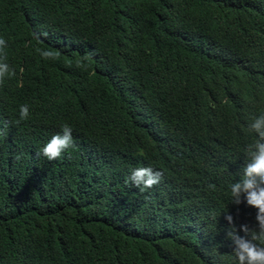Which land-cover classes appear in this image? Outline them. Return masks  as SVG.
Segmentation results:
<instances>
[{
  "label": "trees",
  "instance_id": "16d2710c",
  "mask_svg": "<svg viewBox=\"0 0 264 264\" xmlns=\"http://www.w3.org/2000/svg\"><path fill=\"white\" fill-rule=\"evenodd\" d=\"M0 37V264H238L264 0H0ZM65 124L75 146L37 156ZM140 167L161 181L142 191Z\"/></svg>",
  "mask_w": 264,
  "mask_h": 264
},
{
  "label": "clouds",
  "instance_id": "9594fccd",
  "mask_svg": "<svg viewBox=\"0 0 264 264\" xmlns=\"http://www.w3.org/2000/svg\"><path fill=\"white\" fill-rule=\"evenodd\" d=\"M7 42L0 37V86L5 80L14 76V70L10 69L5 49ZM45 59H56L57 54L51 51L37 49ZM30 111L27 105H21L19 109L20 121L29 118ZM5 127L8 126L4 122ZM250 130L256 133L258 139L254 144L245 149L247 162L243 166V172L239 180L230 185L232 202L235 205L245 203L255 208L256 225L241 224L237 228L231 214L226 215L229 229L227 238L232 242V251L238 260V264H264V114L257 116L250 124ZM73 129L65 124L61 132L53 135L51 139L37 153L48 160L61 158L63 153L75 146L72 135ZM162 172L153 170L152 167H140L132 169L128 180L142 191L156 186L162 179ZM243 232V235L240 233ZM259 241V243L257 242Z\"/></svg>",
  "mask_w": 264,
  "mask_h": 264
}]
</instances>
